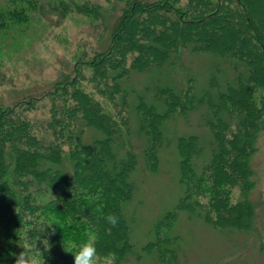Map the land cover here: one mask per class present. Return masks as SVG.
<instances>
[{
	"label": "trees",
	"instance_id": "1",
	"mask_svg": "<svg viewBox=\"0 0 264 264\" xmlns=\"http://www.w3.org/2000/svg\"><path fill=\"white\" fill-rule=\"evenodd\" d=\"M52 1L59 18L86 17L101 45L78 51L41 94L0 103V264H14L25 245L39 264H74L67 250L89 231L97 264H177L179 211L255 231L264 0ZM45 12L42 0H0V32ZM191 115L199 130H177L180 117L193 126ZM163 149L178 158L180 196L141 242L129 209L135 171L157 172ZM228 175L244 203L218 202ZM206 192L217 197L215 214L201 202Z\"/></svg>",
	"mask_w": 264,
	"mask_h": 264
},
{
	"label": "rangeland",
	"instance_id": "2",
	"mask_svg": "<svg viewBox=\"0 0 264 264\" xmlns=\"http://www.w3.org/2000/svg\"><path fill=\"white\" fill-rule=\"evenodd\" d=\"M42 2L46 12L41 17L34 13L35 18L32 17L28 23L0 32V103H10L26 93L41 94L60 72L71 69L73 57L78 51L85 50L90 54L95 46L101 45L97 42L98 30L89 24L86 17L70 12L59 18L54 11H50L52 0ZM57 8L60 11L58 3ZM190 118L192 127L180 117L176 129L198 131L196 117L191 115ZM169 125L172 126L173 121ZM258 147L251 162L255 168L252 177L255 185L249 191V197L254 201L259 200L264 191V133L260 136ZM177 159L175 151L163 149L157 172L143 171L142 166L135 171L137 188L129 209L137 215L134 235L141 242L149 235L152 222L175 205L180 196ZM219 182L218 193L222 198L218 202L234 205L245 202L246 192L232 177L228 175L227 180ZM210 185L214 187L212 183ZM202 198L201 202L215 214L213 198L217 197L206 192ZM173 232L179 236L177 264H264L262 207L258 209L255 231L215 228L201 217L179 211L173 223Z\"/></svg>",
	"mask_w": 264,
	"mask_h": 264
},
{
	"label": "clouds",
	"instance_id": "3",
	"mask_svg": "<svg viewBox=\"0 0 264 264\" xmlns=\"http://www.w3.org/2000/svg\"><path fill=\"white\" fill-rule=\"evenodd\" d=\"M55 197V196H54ZM97 211L102 213V207H98ZM106 221L113 227L118 224V217L114 214H108L104 217ZM108 234H111L109 228ZM96 235L94 232L89 231L87 233V239L81 243L73 244L70 246L67 252H70L74 256V264H97V250H96ZM23 251L18 255H15L14 264H39L38 258L32 254V248L28 245L21 246ZM75 249V250H72Z\"/></svg>",
	"mask_w": 264,
	"mask_h": 264
}]
</instances>
